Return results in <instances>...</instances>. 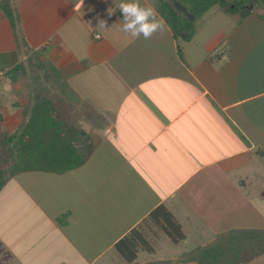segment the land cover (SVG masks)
<instances>
[{"label": "crops", "instance_id": "obj_1", "mask_svg": "<svg viewBox=\"0 0 264 264\" xmlns=\"http://www.w3.org/2000/svg\"><path fill=\"white\" fill-rule=\"evenodd\" d=\"M119 3L11 0L16 26L0 39V50L6 40L13 50L10 70L44 56L50 86L67 85L70 115L63 119L85 130L94 148L64 173L24 172L73 177L81 190L91 189L82 194L79 218L61 205L53 213L51 195L48 206L39 198L30 206L24 173L4 186L16 183L14 211L0 225L1 242L16 251L5 255L10 264H201L182 256L222 233L264 230L254 205L264 195V13L240 17L198 51L180 43L154 0L141 3L156 10L162 29L148 40L125 33ZM160 204L181 223L182 241L192 237V248L143 260L140 252L148 250L140 249L129 263L117 243ZM129 214L124 225L121 215ZM148 252L156 257L154 246ZM246 258L238 264H264V253Z\"/></svg>", "mask_w": 264, "mask_h": 264}, {"label": "trees", "instance_id": "obj_2", "mask_svg": "<svg viewBox=\"0 0 264 264\" xmlns=\"http://www.w3.org/2000/svg\"><path fill=\"white\" fill-rule=\"evenodd\" d=\"M258 0H238L234 5L243 6L242 17L253 11ZM194 16L190 20L178 10L171 0H154L157 11L164 17L174 35L183 40H190L196 32L197 20L219 4L230 10L231 3L226 0H180ZM0 9L16 26L17 16L11 0H0ZM19 66L11 70L16 72ZM94 148L89 134L82 128L65 121L52 101L36 96L30 110V117L20 131L0 135V191L15 176L24 172L47 171L64 173L86 162ZM162 228L175 243L185 239L181 223L173 213L160 204L149 214L148 218ZM120 254L132 263L140 249L152 251L150 240L139 229H133L118 243ZM264 253V230H241L222 233L208 247H201L184 253L182 259L194 260L201 264H238Z\"/></svg>", "mask_w": 264, "mask_h": 264}, {"label": "rangeland", "instance_id": "obj_3", "mask_svg": "<svg viewBox=\"0 0 264 264\" xmlns=\"http://www.w3.org/2000/svg\"><path fill=\"white\" fill-rule=\"evenodd\" d=\"M173 3L180 2V0H171ZM227 4L231 3L230 7L232 9L227 10L222 5H215L205 14H203L196 22V35L189 43L186 40H183L179 37V41L182 45L189 44L188 46L198 49V51H203V44L205 41L214 33L219 30L226 31L227 29L233 27L238 19L242 17L243 6L238 5L234 8V5L238 3V0H226ZM255 11L259 10V12L264 13V0L256 1V5L252 7ZM12 24L9 19L5 16L3 11L0 9V39L3 35H11ZM16 29V28H15ZM14 30V29H13ZM16 36L18 38V33L15 31ZM5 47L3 51L0 50V83L2 82L4 85H0V135L2 130H7V132H16L20 131L22 127L26 124L30 117V110L33 101V97L43 96L46 99H52V103L55 108L59 111L60 117L67 118L69 113H66L68 110L69 103H65L64 97H62V93L67 90L66 84L58 83L57 81L55 85L50 86L48 83V63L44 60V56L39 55L37 58H30L25 63L21 65V69L18 71L11 72V48H8L9 41H4ZM157 42V41H156ZM8 45V46H7ZM171 45L170 42H167V46ZM3 47V45H1ZM169 48V47H168ZM16 53V52H15ZM13 56V55H12ZM15 57V56H14ZM36 62V63H35ZM10 67V68H9ZM23 67L25 72L23 71ZM5 70V71H4ZM9 70V71H8ZM15 76L20 79L21 86H18V80H15ZM58 85V86H57ZM22 87V88H21ZM59 87V88H58ZM68 88L69 85H68ZM72 89V86H71ZM34 93V94H33ZM64 96V94H63ZM74 97V95H73ZM35 101V100H34ZM51 101V100H50ZM74 101V100H73ZM74 107V106H73ZM73 114V113H72ZM78 115V113L76 114ZM73 122L79 124L78 119H72ZM91 122H96L95 120H91ZM89 123V122H88ZM88 126V125H87ZM262 155L260 170L261 174L264 175V148L260 151ZM259 158V157H258ZM256 170V169H255ZM78 171H74L73 175L76 176ZM259 173V172H258ZM53 177H46L41 175V173H24L19 178L23 183L26 184V187L30 190V194L33 193L30 201V206L33 199L39 198L45 203H48L49 196L51 195L54 199V202L51 200L49 203L52 205L49 209L56 213L58 209V205L63 206L65 209H70L75 214H80L81 209H79V202H82L81 198L85 193H90L91 189H82L80 188V184L78 181H74L73 177L68 176H60L52 175ZM47 180V182L45 181ZM49 179V180H48ZM58 179L59 181L53 180ZM63 180L65 183L62 184ZM93 183V182H91ZM90 183V184H91ZM95 184V183H94ZM93 184V187H94ZM264 186V184H263ZM16 183L13 182L11 185H7L6 188L2 190L0 193V225H2L3 217L10 214V211H14L15 208V192H16ZM59 190V194L56 196L54 194L55 191ZM35 195V196H34ZM27 196V195H26ZM26 196H24L26 198ZM37 200V199H36ZM56 200V201H55ZM91 202L90 199H88ZM46 203V205H47ZM57 204V205H56ZM254 205L258 208V215L262 216L261 225L264 227V195L257 200H255ZM48 206V205H47ZM119 211L123 210V206H120ZM63 217L67 218L69 222L76 223L79 225L78 220H75L73 217H70V213L63 212ZM62 215V213H61ZM123 217V224H128L132 221L133 215L129 214V218L126 215H121ZM127 218V219H126ZM261 217L257 218L260 220ZM66 220V219H64ZM220 220H222L220 218ZM68 223V224H72ZM122 226V225H121ZM74 230L73 234L75 235L78 231ZM140 230L144 233L147 238L150 240L151 245H153L157 251L156 257L149 253L148 251H141L139 255V260H143L146 258H162L170 254H176L183 250H188L192 248L193 239L189 236L188 240L182 241L179 244H174L171 239L165 234L160 226L155 224L154 222L146 220L140 226ZM81 233L80 235H82ZM31 235V233H29ZM11 248V247H10ZM9 246L5 245L1 242L0 237V264H10L9 258L5 260V255L9 253ZM13 248H11L12 250ZM16 253L15 250H12ZM3 255V256H2ZM4 257V260L2 259Z\"/></svg>", "mask_w": 264, "mask_h": 264}, {"label": "clouds", "instance_id": "obj_4", "mask_svg": "<svg viewBox=\"0 0 264 264\" xmlns=\"http://www.w3.org/2000/svg\"><path fill=\"white\" fill-rule=\"evenodd\" d=\"M118 9L122 14V30L134 38L151 39L163 27V21L158 18L156 10L142 5L141 0H120ZM105 25V21H100L98 27Z\"/></svg>", "mask_w": 264, "mask_h": 264}, {"label": "water", "instance_id": "obj_5", "mask_svg": "<svg viewBox=\"0 0 264 264\" xmlns=\"http://www.w3.org/2000/svg\"><path fill=\"white\" fill-rule=\"evenodd\" d=\"M175 6L178 10L184 12V14L188 16L190 20L194 19V16L188 11L186 6L182 5L180 2H175Z\"/></svg>", "mask_w": 264, "mask_h": 264}, {"label": "built area", "instance_id": "obj_6", "mask_svg": "<svg viewBox=\"0 0 264 264\" xmlns=\"http://www.w3.org/2000/svg\"><path fill=\"white\" fill-rule=\"evenodd\" d=\"M100 36V34H96V37H99Z\"/></svg>", "mask_w": 264, "mask_h": 264}]
</instances>
